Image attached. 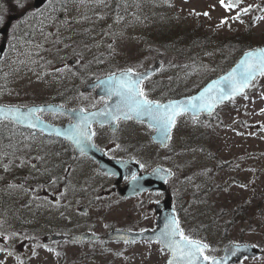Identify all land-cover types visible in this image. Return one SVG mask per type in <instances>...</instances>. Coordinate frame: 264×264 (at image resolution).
Instances as JSON below:
<instances>
[{"label": "rangeland", "instance_id": "1", "mask_svg": "<svg viewBox=\"0 0 264 264\" xmlns=\"http://www.w3.org/2000/svg\"><path fill=\"white\" fill-rule=\"evenodd\" d=\"M229 2L238 6L229 11L220 0H64L59 13L49 3L46 6L49 25L44 19L42 30H34L29 43L17 38L19 21L12 27L8 48L0 61V102L38 103L65 95V104L98 105L103 99L98 98L95 90L80 93L84 85L81 76L93 60L104 63L105 68L142 70L161 58L163 65L150 83L153 88L160 85V92L172 93L194 89L200 81L228 69L231 65L228 62L238 58L240 53L231 48L237 44L233 42L237 36L242 35L249 45L264 42V0H225ZM6 4L7 0H0V25L8 13ZM249 6L246 14L241 11ZM225 18L227 23L222 24ZM161 27H175L173 33L180 35L196 29L202 42L192 57L176 58L149 40L151 35L159 37ZM73 57L78 58V63L69 64ZM68 72L73 74L72 84L79 79L75 88L67 83ZM213 115L181 117L173 140L165 149L150 141V131L145 125L128 123L126 131L134 141L125 147L119 140L112 151L120 155L125 149L131 152L136 149L147 166L161 163L173 168L174 176L169 183L178 196L175 203L180 207L183 232L191 237L205 236L210 243L209 252H220L224 243L231 240L251 241L260 245L263 252L237 264H264V77L255 81L246 93L223 103ZM2 126L0 122V152L5 149L7 155L0 157V183H7L8 176L18 173L19 164L25 159L36 163L44 178H48L42 166L46 161L54 166L56 174L65 172L68 154L62 144L30 141L29 133H25L26 137L21 139L25 143L21 145ZM5 165H10L9 171ZM71 165L72 174L98 173L90 160ZM218 166L221 169L217 170ZM11 180L15 185L16 181L12 177ZM59 184L56 179L45 186ZM3 189L10 192L15 188ZM45 195L39 201L51 196ZM157 198V193H143L117 200L102 212L85 197L82 202L88 206V213L77 211L75 215L81 220L100 215L95 232L103 237L112 226L143 229L155 225L152 204ZM63 207L56 198L37 214L42 222L41 234L62 229L63 226L56 228L53 221L62 220L63 215L58 213L63 212ZM101 241L44 243L40 239L35 252H31L16 245L7 247L6 241L7 246L2 245L1 236L0 248H6L0 251V261L3 264H161L166 257L164 249L154 240L129 245ZM28 254L32 257L24 263L22 257Z\"/></svg>", "mask_w": 264, "mask_h": 264}, {"label": "snow or ice", "instance_id": "2", "mask_svg": "<svg viewBox=\"0 0 264 264\" xmlns=\"http://www.w3.org/2000/svg\"><path fill=\"white\" fill-rule=\"evenodd\" d=\"M220 3L229 11L238 6L231 2L225 3V0H220ZM250 8L251 6L241 9V11L246 14ZM203 15H208V13H203ZM221 23H227V18ZM133 73V69H127L119 74L111 73L103 83L108 98H116L114 104L106 105L103 110L91 113H86L84 109H80L78 112L73 109L74 122L66 130L52 129L55 135L69 140L83 155L89 148H96L92 142L95 132L91 125L98 119L101 125L131 119H137L143 123L147 119L149 128H154L161 134L164 141L170 140L171 130L175 127L178 117L191 114L195 119L198 114L204 111L211 114L215 107L224 100L244 94L246 89L254 85V81L258 77H264V47L245 52L236 66L226 75L211 81L197 95L184 100H169L167 103H161L158 100L150 99L142 87L144 80L148 77L143 74L134 76ZM57 111L58 109L52 106L47 108L34 106L26 108V110H22L20 106H0V121L26 125L31 129L43 131L51 126L45 123L40 113L55 114ZM57 155L59 154L57 153ZM24 163L22 162L20 166H23ZM137 163L139 162L137 161ZM140 166L143 167V165ZM5 170L9 171L10 165H5ZM115 174L111 173V175ZM125 179H129V177L126 176ZM140 179L142 177H138L136 173L131 174L130 180L137 186ZM9 187L21 188L23 186L10 184ZM25 191L28 190L25 189ZM3 235L4 233L0 232V236ZM16 235L13 234V236ZM156 239L171 252L172 259L168 261V264H205V262L207 264H225L229 256H235L241 251L240 247L236 246L226 253L223 260L205 255L208 245L185 235L175 218L165 221ZM4 250V248H0V251ZM49 251L53 250L49 249ZM8 255L11 253L9 252ZM57 255L59 254L57 253ZM0 264L3 262L0 261Z\"/></svg>", "mask_w": 264, "mask_h": 264}, {"label": "flooded vegetation", "instance_id": "3", "mask_svg": "<svg viewBox=\"0 0 264 264\" xmlns=\"http://www.w3.org/2000/svg\"><path fill=\"white\" fill-rule=\"evenodd\" d=\"M158 72H155L149 79H147L144 84L143 88L149 95H154L155 92L159 89V85H157L156 88H153L150 83L154 79L153 76H155ZM98 96V95H97ZM103 96H98V98H101ZM107 100L106 97H104L103 101L99 103L98 105H91V107H96L101 105L103 102ZM86 107V106H85ZM44 118L53 121V122H65L67 120H70V117L62 114V113H40ZM130 123L131 125L138 124L135 120H121L118 123L114 122L113 124L115 127H112L111 123L103 124L101 123H94L93 124V130L95 132L94 135V141L96 144H98L100 147H102L110 156L112 157H132L134 156V150L132 153L130 151L123 152L122 155L114 154L112 151V148L116 145L117 141L120 140V142L125 143V147H129L131 142L134 141V139H130L131 134H128L126 131L127 125ZM8 129V127H5ZM22 130V134L18 135V142H21V145L25 143V141H21L22 138H25V133H29L28 140L36 141L38 143L47 142L49 144L54 145V143H60L64 147H67V154L68 158L65 162V172L61 174L55 173V168L52 164H48V161L44 162L42 164L43 166V173H46L48 178L41 177V174L39 173V166L34 163L33 161H30L28 159H25L23 162V166H20L18 168V173L15 175L8 176L7 183H0V230H5L4 235L2 236V245H5V241L8 243L7 247L12 248V246L16 245L20 248H23L22 251H31L35 252L36 243H39L40 239L44 241V243L50 241V242H59L62 241H77L79 243H84L88 240H96L101 241V243H112L116 241H110L105 236L103 237L99 233L98 238H83L78 239L74 236L76 234L82 233L84 231H95L96 224L100 220V215L96 216L95 218L88 216L86 219L79 218L75 215V213L78 211L79 213L87 214L88 213V206L82 202V199L85 197H88V201H90V205L97 206L102 212L103 209L106 211L107 208H111L110 205L117 202V200H124L127 199V197H121L119 195L118 189L121 183L118 182V178L116 175H111L108 173H104L99 170L98 173H87V174H72L73 167L71 163L75 162V165H79L81 161L83 160H90L95 168H98V163L95 161L90 155L77 153L76 151L72 152V149L74 150L73 144L69 140H62V142L55 141L56 138H52L50 136H45V134L40 133L41 131H37L34 129L29 128H23L19 126ZM26 130V131H25ZM40 133L43 137L38 138V134ZM37 139V140H36ZM28 144V143H27ZM135 144H138L135 142ZM9 145V144H8ZM10 146V145H9ZM16 147V146H15ZM22 147V146H21ZM130 149V148H128ZM131 150V149H130ZM47 155L50 156L49 150L46 148ZM52 152L54 153V148L52 149ZM1 156H6L7 154L4 152H0ZM69 163V165H67ZM32 165H35V167H32ZM70 166V168H69ZM88 169V168H87ZM97 170V169H96ZM36 173V174H35ZM14 179L15 185H22L21 188H15L13 191L7 192L3 188L6 186L9 187V185H14L13 181ZM48 179V180H47ZM61 182L58 186L60 187H54L53 185H50L48 187L45 186V183L52 184L53 180ZM126 181V180H125ZM28 182H31L27 184ZM39 188L40 184H43ZM27 189L28 191H25ZM39 190V191H38ZM152 191H147L145 193H150ZM157 193L156 191H153ZM52 193V194H51ZM161 195H163V192H160ZM51 195L49 198L52 200H41L45 199L46 195ZM30 196L28 199L24 200L26 196ZM114 196L116 199H112L111 197ZM58 199L60 203L64 204L63 207V214L61 211L58 213V215H63L62 220L60 221H53L54 225H56L58 228L59 226H63L61 230H54L52 232L48 233H40V225L42 222L38 220L37 214L39 212H43L45 208H48L50 203ZM132 198V197H131ZM81 204L79 207L77 205ZM48 205V207L46 206ZM30 213L28 212V210ZM29 213V214H28ZM115 227H122V228H130L129 226H112L109 229H113ZM14 234H17L16 236H13ZM51 235L49 238L48 236ZM59 235V236H56ZM1 238V236H0ZM98 243V242H97ZM100 242L98 243L101 244ZM127 244V243H126ZM27 245V246H25ZM25 246V247H24ZM6 248V247H4ZM20 251V253L22 252ZM29 256L32 257V255H25V257H22V260L24 263H26L29 259Z\"/></svg>", "mask_w": 264, "mask_h": 264}, {"label": "water", "instance_id": "4", "mask_svg": "<svg viewBox=\"0 0 264 264\" xmlns=\"http://www.w3.org/2000/svg\"><path fill=\"white\" fill-rule=\"evenodd\" d=\"M45 1L46 0H35L34 6L38 7V6L42 5ZM15 17H17L16 14H11L9 16V19L7 20L6 24L3 27H1V29H0V31L4 34L3 40L0 43V58L2 57L3 52L6 48V36L8 33L9 24H10L11 20ZM260 47H264V45L254 47V48L249 49V50H254V49L260 48ZM249 50H246L245 52H247ZM245 52L239 57L237 62L228 71H226L225 73H223L217 77L210 79L197 92H195L193 94L179 96L177 98H172L169 100H184V99H187L189 97L197 95L204 87H206V85L208 83H210L213 80L219 79L220 77L226 75L229 71H231V69L234 68L236 66V64L239 62V60L244 56ZM160 64H161V61L158 60L153 66L149 67L148 69H146L142 72H134L133 75L135 76V75L143 74V75L149 76L154 71H156L158 69ZM122 71H126V70H122ZM122 71H118L115 73L119 74ZM109 75L104 76V77L98 79L97 81L90 83L88 85V87H93V86H96L97 84H99L97 92L107 95L103 81H105ZM115 99H116L115 97H112L111 101L108 102L107 104H105L104 106H102L98 109L85 111V112L86 113L99 112V111L103 110L106 107V105L112 106L115 102ZM169 100L162 101L161 103H167ZM224 101H226V100H224ZM0 106H19V105L0 103ZM34 106L45 107V108L52 106L53 108L58 109V111L70 114L73 118H74V116L72 114L73 109L77 110V112L80 109H83L81 107L70 108L68 106L62 105L60 103H55V102L45 103V104H31V105L20 106V107L22 110H26V108L34 107ZM204 113H208V112L204 111ZM43 120L45 121L46 124L51 126L50 128L44 130L47 133H54L52 131V129L66 130L69 127V125L74 122V121H72V122H67L64 124H53V123H51L45 119H43ZM97 121H99V119ZM144 121L146 123H148L147 119H145ZM153 138H154V140L161 142L162 145H165L169 141V140L164 141L161 134H159L157 131H155L153 133ZM92 142H93V138H92ZM76 151L79 152L78 149H76ZM86 153L90 154L91 156H93L95 159H97L99 161V167L101 169H103L107 172H110V173H116L118 176V181H122L126 176H130L132 173H136L141 169V166H140L141 164L137 163V161L134 158H126V159L111 158L106 154V152L102 148H100L97 145H96V148H89L86 151ZM157 170H160V171H157ZM172 173H173V171L171 169H168L165 166H157L153 170L148 171V172H139V174L137 176L142 177V179L139 180L138 186L136 183H134L130 180L129 182L126 183V185H124L120 188V193L122 195H133V194L142 192L146 189L166 190L167 189L166 180L172 175ZM156 209L159 212V215H158V220H157L158 225L155 229H149V230L140 231V232L123 230V229H115L108 236L109 237H116V238H120V239H128V240H134V239H140V238L156 239L157 235L159 234V232L162 229L166 220L175 218L178 221V219L176 217V213H175V208L173 206V198H172L171 194H168L165 199H163L162 201H159L156 204ZM86 235H88V233L79 234V235H77V237L80 238V237H84ZM202 243H204V242H202ZM236 246H239L241 251L239 253H237V255H235V256H229L228 259L225 261V264H232L235 261L241 259L245 255H248V256L256 255L261 250L259 247H256L252 243H247V242L238 243V242L231 241L224 246L223 255L217 256L215 258L223 260V258L226 256V253H229L230 250H232ZM170 259H172V255H170L169 260ZM167 264H168V262H167ZM205 264H207V262H205Z\"/></svg>", "mask_w": 264, "mask_h": 264}, {"label": "trees", "instance_id": "5", "mask_svg": "<svg viewBox=\"0 0 264 264\" xmlns=\"http://www.w3.org/2000/svg\"><path fill=\"white\" fill-rule=\"evenodd\" d=\"M237 1V0H234ZM54 4H58L56 5L55 8L58 9L60 8V6L64 3L63 0H53L52 1ZM7 6L9 8V11H19L20 7H23L22 4L19 3V1L16 0H7ZM28 14V13H27ZM26 14V15H27ZM39 20L38 17H33L31 22H37ZM175 29V27H169V28H165L163 29V27H161V32H162V37H154L151 35V40L153 39V41L157 40L159 43L165 45L166 49L168 50V52L177 55L179 57H192L194 55V49L202 42V39H199L198 35H197V31L196 29H189L187 32H185L183 35L181 34H174L173 30ZM20 35V31H18V33ZM21 34H26V31H21ZM201 38V37H200ZM237 41L233 39V42H237V44H235L234 46H232V49H235L237 51V53H242L245 49H247L248 47L252 46L247 44V41H243L244 37L242 35H239L236 37ZM238 39H241L242 42L238 43ZM200 41V42H199ZM231 42V40L229 41V43ZM188 43H190L188 45ZM233 60V59H232ZM230 60L228 62V64L230 65L233 61ZM96 65H94L93 63H91L90 65L87 66V68L84 70V74L81 76L83 81L89 80L91 79L96 72ZM98 69H105L104 67H99ZM88 72V73H87ZM71 83V80H69ZM189 92V91H188ZM167 97H171V95H168ZM221 169L219 166L217 168V170Z\"/></svg>", "mask_w": 264, "mask_h": 264}]
</instances>
